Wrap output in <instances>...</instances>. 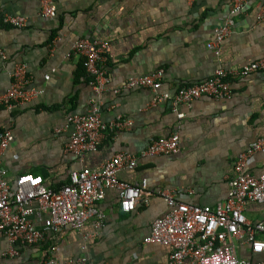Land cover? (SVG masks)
Segmentation results:
<instances>
[{
    "label": "crops",
    "instance_id": "1",
    "mask_svg": "<svg viewBox=\"0 0 264 264\" xmlns=\"http://www.w3.org/2000/svg\"><path fill=\"white\" fill-rule=\"evenodd\" d=\"M232 1L50 0L55 15L45 16L43 0H0L3 13L27 20L24 27H0L5 54L0 56V93L8 89L19 63L30 78L27 88L35 91L23 104L0 106V131L9 128L13 134L1 158L7 181L12 184L16 175L30 173L59 189L72 171L98 169L118 152L136 157L134 168L118 170V179L146 181L130 211L120 208L117 189L107 188L98 203L104 212L98 228L90 217L79 230L68 225L47 230L40 243L17 244L16 254L8 252L0 233V264H41L48 258L56 264H167L169 246L143 241L151 222L168 211L161 191L181 202L214 207L227 196L239 152L257 140L262 147L247 169L264 174V72L230 76L229 97L201 96L189 105L178 104L176 111L170 100L153 103L155 93L149 88L123 87L130 76L162 69L157 92L173 95L180 85L210 77L218 66L239 68L263 56L264 21L255 18V9L264 0L244 1L218 56L207 47ZM78 39L108 42L101 63L106 80L100 88L82 68V58L71 53ZM93 107L103 121L120 116L131 124L106 134L96 151L79 158L65 150L66 117ZM174 132L180 141L177 153L139 155L151 139ZM243 213L250 223L263 222L264 201L246 202ZM255 237L263 234L255 232ZM234 243L239 257L264 261V250L251 253L247 243Z\"/></svg>",
    "mask_w": 264,
    "mask_h": 264
},
{
    "label": "built area",
    "instance_id": "2",
    "mask_svg": "<svg viewBox=\"0 0 264 264\" xmlns=\"http://www.w3.org/2000/svg\"><path fill=\"white\" fill-rule=\"evenodd\" d=\"M244 1L231 2L223 23L215 29L207 42V47L216 56L219 55L222 40L233 23L232 16L241 9ZM55 10L50 0H43L40 10L42 15L54 16ZM255 18L264 21V1L256 6ZM26 23V17L6 14L0 10V27L8 25L20 28ZM107 46L108 42L102 39H78L71 48L72 54L82 58V64L92 76L91 83L96 88H100L106 80L101 63L105 59ZM0 56L5 57L2 49ZM255 72H264V55L239 68L225 69L218 66L210 77L180 85L173 95L157 92L161 85L162 69L130 76L123 87L149 88L155 93L153 103L170 100L176 111L178 104L189 105L201 96L215 99L229 97L232 93L230 76H246ZM10 77L8 89L0 93V106L23 104L35 94L34 90L27 88L30 78L24 64H16ZM177 116L182 117L183 113L178 112ZM130 124L129 120L120 116L103 121L98 107H93L86 114L69 113L64 126L69 130L65 150L82 158L85 153L96 151L106 134ZM12 140L13 134L9 128L0 131V233L7 240L10 254L17 253V244L40 243L45 239L47 230L57 231L66 225L79 230L90 217L95 218V227H100L104 212L98 203L104 198L107 188L117 189L120 208L130 211L135 208L136 200L146 187L144 180L130 184L118 179L119 169H132L136 166V157L124 152L114 154L98 169L82 167L72 171L69 182L59 189L45 186L40 175L30 173L16 175L11 184L5 177L6 170L1 158ZM261 147L262 141L257 140L239 152L233 175L229 179L227 196L214 207L181 202L171 193L161 191L160 195L164 198L168 211L151 222L143 241L169 246L167 264H264V261L239 257L234 243L236 240L247 243L251 253H261L264 250V221L250 223L243 213L246 202L264 201V174L254 175L247 169L249 159ZM179 149V135L174 132L151 139L139 155H172ZM40 224L43 225L42 228ZM255 232L262 233L263 238L255 237ZM41 264L56 262L48 258Z\"/></svg>",
    "mask_w": 264,
    "mask_h": 264
},
{
    "label": "trees",
    "instance_id": "3",
    "mask_svg": "<svg viewBox=\"0 0 264 264\" xmlns=\"http://www.w3.org/2000/svg\"><path fill=\"white\" fill-rule=\"evenodd\" d=\"M81 66H82L83 69H85L82 63H81Z\"/></svg>",
    "mask_w": 264,
    "mask_h": 264
}]
</instances>
